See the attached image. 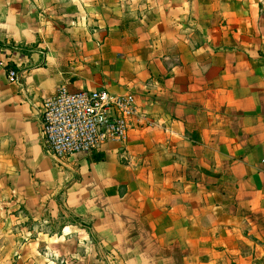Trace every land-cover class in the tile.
Segmentation results:
<instances>
[{
    "label": "crops",
    "instance_id": "obj_1",
    "mask_svg": "<svg viewBox=\"0 0 264 264\" xmlns=\"http://www.w3.org/2000/svg\"><path fill=\"white\" fill-rule=\"evenodd\" d=\"M61 86L146 120L57 158ZM0 264H264V0H0Z\"/></svg>",
    "mask_w": 264,
    "mask_h": 264
},
{
    "label": "built area",
    "instance_id": "obj_2",
    "mask_svg": "<svg viewBox=\"0 0 264 264\" xmlns=\"http://www.w3.org/2000/svg\"><path fill=\"white\" fill-rule=\"evenodd\" d=\"M11 83L19 81L8 71ZM42 136L47 149L57 158L90 156L110 142H124L138 112L132 94L113 97L106 90L71 91L61 86L43 104Z\"/></svg>",
    "mask_w": 264,
    "mask_h": 264
}]
</instances>
